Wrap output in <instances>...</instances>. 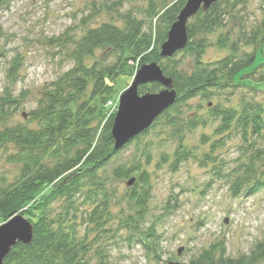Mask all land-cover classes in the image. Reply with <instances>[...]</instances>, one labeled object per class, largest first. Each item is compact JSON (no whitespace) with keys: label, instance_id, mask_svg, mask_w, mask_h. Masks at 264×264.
<instances>
[{"label":"trees","instance_id":"obj_1","mask_svg":"<svg viewBox=\"0 0 264 264\" xmlns=\"http://www.w3.org/2000/svg\"><path fill=\"white\" fill-rule=\"evenodd\" d=\"M185 1L149 0L142 18L128 9L118 12L120 24L102 22L67 39L63 51L71 66L42 87L35 107L26 113V122L8 123L21 105L20 95L10 90L0 94V150L5 161L16 167L13 174H0V222L19 213L33 225L30 243L12 246L3 264H90L87 235L101 230L108 220L109 176L133 179L125 198L136 215L144 218L150 197L147 173L140 171L137 161L109 167L120 149L114 150L111 126L115 113L107 115V102L115 92L117 77L125 72L132 76L130 61L138 67L155 61L172 79L177 99L150 127L161 124L169 128L176 144L170 163L173 171L195 157L183 134L211 121L217 124L214 133L218 136L236 131L245 141L254 138V142L264 135V18L246 26L241 12L247 0H217L188 20L186 46L171 57H160V45ZM117 5L121 7L119 1ZM231 23L242 25L234 32L227 28ZM219 30L225 31L218 33L213 44L227 54L204 61L211 43L207 36ZM98 49L100 56L88 63ZM258 54L263 60L256 64ZM181 55L186 61H181ZM19 66V59L13 57L7 69L10 79L14 80ZM240 87L260 93L262 99H240L236 107L209 104L206 115L184 113V106L194 98L210 100ZM161 88L158 83H147L138 87V93H155ZM248 146V157L234 170L231 189L236 194L244 187L247 193L264 188V168L256 166L264 149H256L253 143ZM219 147L210 144L211 149ZM142 154L148 160L149 146H144ZM134 172L138 173L136 179L131 176ZM45 185L52 186L43 193L40 189ZM58 200L62 203L55 210L52 204ZM150 236L155 245L156 234ZM214 245L180 264H255L264 258V239L236 258L226 256L223 246Z\"/></svg>","mask_w":264,"mask_h":264},{"label":"rangeland","instance_id":"obj_2","mask_svg":"<svg viewBox=\"0 0 264 264\" xmlns=\"http://www.w3.org/2000/svg\"><path fill=\"white\" fill-rule=\"evenodd\" d=\"M148 1L5 0L0 3V94L10 90L13 95H20L21 100L8 123L26 122V113L35 107L42 87L71 66L63 51L67 39L78 37L84 28L102 22L120 24L118 12L128 9L142 18ZM247 1L241 16L244 25L249 26L264 18V5L262 0ZM241 25L231 23L227 28L236 32ZM224 31L207 36L211 43L203 54L204 61H214L227 54V50L213 44L218 33ZM101 52L96 50L87 59L88 63L97 59ZM15 56L20 66L12 80L7 69ZM180 59L186 61L182 55ZM262 60L258 54L256 64ZM129 67L132 76L139 68L135 61H130ZM132 76L125 72L114 81L115 92L107 102V115L116 112L118 95L128 87ZM245 98L261 100L262 96L240 87L217 94L210 100L194 98L184 106V113L189 116L197 111L206 115L209 104L236 107L240 99ZM216 125L211 121L183 134L185 145L195 157L181 163L176 171L170 164L176 144L169 128L161 124L148 128L146 134L113 156L109 167L137 161L140 171L147 173L150 187L147 213L141 219L125 198L132 186L127 185L130 178L107 177L109 217L101 230L88 232L91 248L86 259L90 264L186 263L213 244L223 246L226 256L236 258L248 254L264 239V188L247 193L244 187L237 194L231 189L234 170L250 153L248 145L253 143L256 149L263 151L264 135L254 142V138L245 141L236 131L218 136L214 133ZM214 142L220 147L211 149L210 144ZM144 146H149L148 160L142 154ZM256 163L257 167L264 168V153ZM15 171L16 167L5 161L0 150V174L8 176ZM137 175V172L131 174L135 179ZM51 186L45 185L40 190L47 192ZM61 203L58 200L52 206L58 210ZM150 233L157 236L155 245L150 243ZM180 247L182 250L177 255ZM255 264H264V258Z\"/></svg>","mask_w":264,"mask_h":264},{"label":"water","instance_id":"obj_3","mask_svg":"<svg viewBox=\"0 0 264 264\" xmlns=\"http://www.w3.org/2000/svg\"><path fill=\"white\" fill-rule=\"evenodd\" d=\"M217 0H186L176 20L170 25L166 39L160 45V57H171L182 50L188 41L187 22L199 10L206 11ZM158 83L161 89L155 93H138V87ZM177 99L172 79L163 74L155 61L141 65L133 74L131 82L118 95L117 109L113 116L111 137L114 150L121 149L132 138L148 129L153 121ZM133 179L127 182L131 185ZM32 223L17 213L0 224V264L16 243L28 244L32 240ZM182 248L177 249L180 255ZM168 264H180L168 262Z\"/></svg>","mask_w":264,"mask_h":264}]
</instances>
